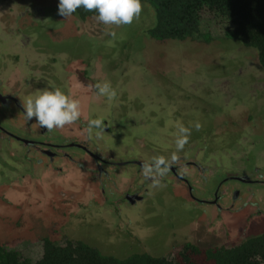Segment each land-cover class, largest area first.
Segmentation results:
<instances>
[{
  "label": "rangeland",
  "instance_id": "374dc122",
  "mask_svg": "<svg viewBox=\"0 0 264 264\" xmlns=\"http://www.w3.org/2000/svg\"><path fill=\"white\" fill-rule=\"evenodd\" d=\"M58 2L0 0V66H21V84L36 90L32 95L59 87L81 102L80 120L57 129L56 136L77 134L120 162L130 156L142 163L154 157L170 161L181 154L178 165L188 159L202 163L198 153L191 154L204 143H210L204 154L215 158L202 160L207 163L202 175L185 165L189 182L168 170L153 187L131 163L107 165L110 178L99 176L87 161L86 169L65 177L51 169L49 184L43 165H31L23 149L16 156L0 147V243L41 253L47 240L67 237L124 256L163 254L185 242L231 244L264 232V68L256 50L221 37L151 39L153 12L145 3L138 19L116 26L96 18L82 21L74 13L63 17ZM105 81L117 93L111 101L97 95L95 85ZM17 90L24 94L20 85ZM124 114L135 124L123 123ZM96 118L117 133L111 141L103 138L106 131L88 139L87 123ZM180 125L190 135L177 152ZM235 173L250 180H227ZM230 188L243 193L236 207L206 202ZM131 189L144 199L137 210L117 201Z\"/></svg>",
  "mask_w": 264,
  "mask_h": 264
},
{
  "label": "trees",
  "instance_id": "16d2710c",
  "mask_svg": "<svg viewBox=\"0 0 264 264\" xmlns=\"http://www.w3.org/2000/svg\"><path fill=\"white\" fill-rule=\"evenodd\" d=\"M142 3L153 12V23L147 30L151 39L237 40L256 50L264 68V0H142ZM74 14L82 21L96 15L94 10L82 7ZM124 116L123 123L135 124L129 115ZM190 199L195 200L191 196ZM47 244V249L45 245L40 253L33 248L29 251L23 246L0 243V264H264V232L231 244L201 246L185 242L163 254L137 251L115 256L67 237L60 243L47 240Z\"/></svg>",
  "mask_w": 264,
  "mask_h": 264
},
{
  "label": "flooded vegetation",
  "instance_id": "af4514ba",
  "mask_svg": "<svg viewBox=\"0 0 264 264\" xmlns=\"http://www.w3.org/2000/svg\"><path fill=\"white\" fill-rule=\"evenodd\" d=\"M22 73L23 69L21 66H0V147L3 148L4 151L7 152L8 150V152H10L11 154L19 156L18 152L23 149L22 151L24 152V154H22L21 156H24L26 160H30L31 165H33L32 163L43 165L41 166L43 167V173L47 174L44 175L45 177L43 175L42 176L45 179V182H48L49 184H51L50 182L52 181V176H50V174L48 173L51 169H57L55 171V174L57 175L56 177H59V172H61L64 175L63 177H65L73 171L76 172V170H78L80 167L86 169L87 161L92 164L91 165L87 162L92 166L91 169H93L94 167L98 170L97 172L100 173L99 176L108 175V173L106 172L107 165L116 167L119 165L124 166L127 163H131L142 167V164L144 163H140L141 161L135 159L133 156H130V159L122 160V162L114 161L109 156H103L100 153L96 152V149L92 146L95 143L90 145L91 142L89 141L88 143L90 144H86V142H83L81 140L82 137H79L77 134L73 133L71 135H68L67 138H62L60 136H56L61 135L60 133L55 134V132H57V129L48 131L46 129L40 128L36 124L35 117H33L31 121H27L24 118L23 102L28 96L32 95L31 93H34L36 90L29 92L27 87L24 88V86H22V77L19 75ZM19 85L21 91L24 92V94H21L19 90L16 91V88L19 87ZM25 90L28 92H26ZM103 122L105 129L104 132L106 131L105 133L109 134L107 136H103V138L107 140V142H109L111 141V139H113V137L116 136V134L114 133V131H110V128L108 126H105L107 124V121ZM100 139H102V137ZM123 139L127 140L128 138L125 137ZM209 144L210 143H204V145L201 147L202 149L200 147H196V153L194 152L191 155H194V157H196V154L198 153L199 155H197L196 158L199 157L202 163H204L202 160L205 159L207 163H211L212 159L215 158L214 155L207 156L206 154H204V150L206 149V146H209ZM119 145L122 146L121 144ZM66 148L69 149L65 150ZM70 149H74L75 151L72 150L71 152ZM189 153L191 152L189 151ZM179 155L180 156L178 157L176 162L172 163L168 170L174 172L176 175H179L180 177L178 178L181 179V181H190L188 177H185V165H188V167H193L196 171L201 170V175L206 171L204 166L207 163L203 165L198 161L188 159V157H186L188 160L184 163V165H178V162L183 160V156L181 154ZM210 159L211 161H209ZM222 164L225 163L223 162ZM73 168H75V170ZM199 175L200 174H198V178ZM239 176L241 175L235 173L234 176L228 177L227 180L239 179L243 182H248L250 180L249 176H244L242 178H239ZM46 177L48 179H46ZM108 177L110 178L109 175ZM226 183L227 182L225 181L220 183L219 187L225 185ZM221 192V195H219L217 190L213 199H205L206 202L218 204L219 207H222L223 205L221 203H224L223 208L229 209L231 207H236L237 205H239L240 200L243 197V193L240 190H235L233 188ZM140 197L141 196L138 192L132 191L131 189L126 191L123 195V198H118L117 201H121L119 203V205L123 204L121 207L126 208V206L124 205L125 203L130 209L137 210V207H139L142 203L144 204V199ZM225 218H228V216H225Z\"/></svg>",
  "mask_w": 264,
  "mask_h": 264
},
{
  "label": "clouds",
  "instance_id": "9594fccd",
  "mask_svg": "<svg viewBox=\"0 0 264 264\" xmlns=\"http://www.w3.org/2000/svg\"><path fill=\"white\" fill-rule=\"evenodd\" d=\"M86 11H95V18L104 25H129L134 19H138L142 11V0H59L58 14L69 17L78 8ZM109 35H115L110 32ZM97 95L113 100L117 93L110 82L97 83L95 85ZM24 118L31 121L35 117L36 124L48 131L63 129L81 118V102L70 93L59 87L44 88L36 94L28 96L23 102ZM199 123L195 124L198 130ZM104 131L102 119H90L87 123L89 139L100 137ZM179 135L176 139V150L181 151L188 142L190 129L183 125L178 127ZM178 157L173 154L170 161L164 157H154L150 162L142 164V172L146 179L152 182L153 187L160 185L161 179L167 174L171 163H175Z\"/></svg>",
  "mask_w": 264,
  "mask_h": 264
},
{
  "label": "water",
  "instance_id": "95a60500",
  "mask_svg": "<svg viewBox=\"0 0 264 264\" xmlns=\"http://www.w3.org/2000/svg\"><path fill=\"white\" fill-rule=\"evenodd\" d=\"M140 163H142V162H140Z\"/></svg>",
  "mask_w": 264,
  "mask_h": 264
}]
</instances>
